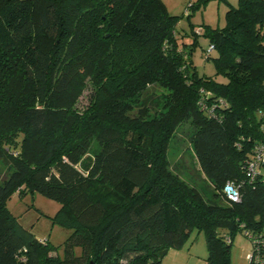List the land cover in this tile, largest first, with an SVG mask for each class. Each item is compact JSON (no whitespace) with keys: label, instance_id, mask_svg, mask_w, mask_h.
<instances>
[{"label":"trees","instance_id":"1","mask_svg":"<svg viewBox=\"0 0 264 264\" xmlns=\"http://www.w3.org/2000/svg\"><path fill=\"white\" fill-rule=\"evenodd\" d=\"M178 18L163 0H0V264H160L195 230L205 264H231L237 232L264 229V160L247 169L264 144V0L200 27L214 75L197 72V33L177 36ZM184 122L212 197L169 169ZM34 192L60 203L61 258L6 205Z\"/></svg>","mask_w":264,"mask_h":264},{"label":"rangeland","instance_id":"2","mask_svg":"<svg viewBox=\"0 0 264 264\" xmlns=\"http://www.w3.org/2000/svg\"><path fill=\"white\" fill-rule=\"evenodd\" d=\"M168 12L178 16L176 23L177 36L181 37L182 33L193 31L198 39V44L195 46L192 53V61L197 72L205 75H214L215 66L211 59H205L204 53L209 45V41L203 33L198 35L200 27L205 28L206 25L221 27L224 25L225 12L231 5L235 6L237 0H163ZM187 11L189 17H187ZM192 32V31H191ZM184 40L190 41L191 36L186 35ZM216 55L215 51L211 52V58ZM218 79L224 78L218 76ZM153 93V102L157 104L151 107L150 114L162 109V97L165 90L162 87H154L150 89ZM88 91L85 90L80 97L77 106H83L87 98ZM192 127L189 122H184L178 126L173 138L168 146L169 169L177 174L181 179L189 184H195L206 197H212L213 186L204 178V175L199 171V165L193 147L190 142V133ZM95 142L93 146H95ZM88 156L84 158V162L91 158L93 151L89 150ZM83 162V163H84ZM7 165L0 162V178L9 174ZM10 212L15 215L19 222L26 228H29L37 237L36 239L47 240L50 243L58 246L57 253L63 257V248L61 243L68 236L69 230L64 229L58 224H53L51 218L54 213L59 210L60 203L51 198H48L38 192L26 193L23 196L12 195L6 202ZM60 245V246H59ZM74 253L79 255L81 248L76 246ZM176 249H172L162 257L164 263L170 264H205L207 249L203 232L192 231L188 240L181 247V252L175 254ZM251 251V241L245 235L244 231L237 232L233 238L230 250L231 264H248L247 254ZM177 255V256H176ZM162 261L160 262V264Z\"/></svg>","mask_w":264,"mask_h":264},{"label":"built area","instance_id":"3","mask_svg":"<svg viewBox=\"0 0 264 264\" xmlns=\"http://www.w3.org/2000/svg\"><path fill=\"white\" fill-rule=\"evenodd\" d=\"M211 48V47H210ZM258 149L256 159L254 161H250L248 166V173L253 176L255 174V169L257 167V163L259 164L260 160H264V144L258 145L256 147ZM262 158V159H260ZM223 193L230 202H238L240 200V195L237 187L232 182H226L223 187ZM251 238V251L247 254L248 261L251 264H264V229H262L259 233L250 235Z\"/></svg>","mask_w":264,"mask_h":264},{"label":"crops","instance_id":"4","mask_svg":"<svg viewBox=\"0 0 264 264\" xmlns=\"http://www.w3.org/2000/svg\"><path fill=\"white\" fill-rule=\"evenodd\" d=\"M180 250H181V248H180V249H176V251H174V252H175V253H174V256H175V254H178L177 252H181ZM171 251H172V249H170V250L168 251V253L171 252ZM168 253H167V255H168ZM176 256H177V255H176ZM161 261H162L161 264H167V263H164V259L161 260ZM168 264H170V263H168Z\"/></svg>","mask_w":264,"mask_h":264},{"label":"water","instance_id":"5","mask_svg":"<svg viewBox=\"0 0 264 264\" xmlns=\"http://www.w3.org/2000/svg\"><path fill=\"white\" fill-rule=\"evenodd\" d=\"M92 264V263H91Z\"/></svg>","mask_w":264,"mask_h":264}]
</instances>
